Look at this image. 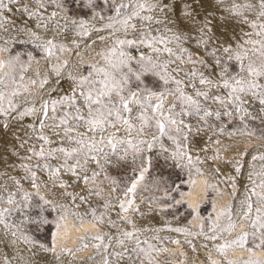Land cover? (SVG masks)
Segmentation results:
<instances>
[{
  "label": "snow or ice",
  "instance_id": "1",
  "mask_svg": "<svg viewBox=\"0 0 264 264\" xmlns=\"http://www.w3.org/2000/svg\"><path fill=\"white\" fill-rule=\"evenodd\" d=\"M0 40V264L88 249L90 264H154L156 242L181 243L162 231L193 252L188 237L222 240L209 264H264L227 256L264 249V151L246 161L225 144L264 148V0H0ZM17 42L31 50L12 54ZM156 165L206 196L230 189L207 231L140 224L182 204L200 216L163 176L142 195ZM53 225L50 246L34 239Z\"/></svg>",
  "mask_w": 264,
  "mask_h": 264
},
{
  "label": "rangeland",
  "instance_id": "2",
  "mask_svg": "<svg viewBox=\"0 0 264 264\" xmlns=\"http://www.w3.org/2000/svg\"><path fill=\"white\" fill-rule=\"evenodd\" d=\"M13 35H15V33H13ZM5 36H6V34H5ZM0 46H3V40H0ZM10 47L12 49V54H15L17 52L23 53V52L31 50V45H27V44H23V43H19V42L14 43V44H10ZM7 56H8L7 53H0V58H7ZM85 57H86V59L88 58L87 52H85ZM42 71H43V69H42ZM247 138L256 140L255 143L258 146L260 145L259 143H261L258 139H256V138L254 139V137L253 138H249V137L234 138L232 140H226L225 144L229 145V148H230L229 152L226 153V155L231 156L233 153L236 152V150H239V149H240L239 151H241V147L239 148L238 144L241 143L242 140L244 141ZM256 145H255V147H256ZM252 148H254V146L251 147L250 149H252ZM261 149H263V148H261ZM221 169H222V171L231 172V169L228 166L221 165ZM113 174L115 175L116 173L114 172ZM154 176H163L164 178L168 179L169 183H172L173 181H175V183L180 187V190H182V191L187 189L186 185H184V183L187 179L186 174L184 172H182L180 169H175V168H170V167H162V166L156 165L151 169L150 175L148 176V178L145 181V183H147L148 187H149V191H147V192L150 194H148L147 192H143L142 195L144 197H151V195L154 194L153 191L151 190L153 187V183H154L152 180V177H154ZM212 194H213V192H208L207 197L205 195L206 199L204 198V200H203L204 202L202 201V203H201L202 206L200 205V207H199V212H200V215L202 216V217H200L201 220L203 218V220H202L203 222L201 224H204V226H205L204 230H206V231L208 230V224H207L206 218L209 215H211V212H210V210H211V200L210 199L211 198L210 197ZM173 195L175 196L176 199H180V193H173ZM185 208H186L185 204L178 205L176 208H174L168 212L162 213V214L153 213L152 215H149L144 220H140L139 222L142 225L150 223L152 226H155V227H164L166 224H170L172 227L173 226L174 227L175 226L181 227L182 224L187 222L189 220V218L191 217V214H190L191 211L188 210L187 208L186 209ZM55 215H56L55 213H51L50 218H54ZM54 228H55L54 225L51 227L44 226L39 230H33L32 235H33L34 239H36L40 243H44V244H47L50 246L51 245L52 232H53ZM173 234H175V235H173ZM158 235H160L161 237H171L173 240H180L181 241V243L184 245V247L186 249V258H185V256H184V258H182V262H181L182 264H209V261L207 260V258L205 256V255H207L206 253H208V252H211L213 256L217 257V259L219 258L218 254L215 252L214 248L212 247V244L215 242L205 241V243L209 244V248L204 249L200 246L204 243V239H202V238H200V240L196 239L197 241H193V243H195L197 245V251H195L196 252L195 253L192 251V249L187 244L184 243L185 239L182 240L183 238H181L179 235L177 237V233H175V232L162 231V232L158 233ZM232 235L233 236H231V237L235 236L234 233ZM178 238H180V239H178ZM250 240H249L247 247L252 248L253 244ZM156 243L158 244V247H160L161 249H163V248L168 249V247H169L168 245H170V243L172 244L171 240H167V239L163 240L162 242H156ZM216 243H218V242H216ZM200 251L205 252V254L202 255ZM153 255L155 256L154 257L155 258L154 264L155 263L158 264V262H159V264H166V263L171 264V262H172L173 257L167 251H161V252L159 251L157 253H154ZM187 255H188V257H187ZM213 256H212V258H213ZM38 259H41L42 261H45V262H47L49 260L50 263L52 261L51 260L52 257L49 254H42V256L38 257ZM193 259H194V261H193ZM240 259H234V260H240ZM49 261H48V263H49Z\"/></svg>",
  "mask_w": 264,
  "mask_h": 264
},
{
  "label": "bare ground",
  "instance_id": "3",
  "mask_svg": "<svg viewBox=\"0 0 264 264\" xmlns=\"http://www.w3.org/2000/svg\"><path fill=\"white\" fill-rule=\"evenodd\" d=\"M6 37V36H5ZM3 56V55H2ZM255 139V138H254ZM256 140H253V139H246V140H242L241 143L238 144L239 148L241 147V151L243 152L245 149L248 150L249 152V155L245 157V160H249L250 157H251V154H253V148L250 149L251 147L255 146L256 143H255ZM255 143V144H254ZM260 144V143H259ZM237 145V144H236ZM258 145H256V148L259 150V151H264L263 149L259 148V146L257 147ZM240 150V149H239ZM239 150H236V151H239ZM240 151V152H241ZM197 184L195 186H192V187H189V185L187 183H184V185H186L187 189L182 191L183 193H185V196H184V200H186L188 203H191L193 205H201L202 201L204 200L205 198V190H204V186L202 183L199 182V178L197 177ZM183 183V182H182ZM243 183L244 181L243 180H238L237 181V186H238V191H237V200L240 198V196L242 195V192H243ZM223 184H221L220 188L221 190L223 191V195L222 196H217L214 192L213 194L211 195V215H214L213 213V209H212V202L215 201L217 206H221V205H224V204H227L229 202V195H228V192L230 191V189H227L224 185L222 186ZM147 192V191H146ZM148 193V192H147ZM150 194V193H148ZM208 194V193H207ZM158 195V194H157ZM152 196V195H151ZM207 197V196H206ZM180 199H181V196H180ZM206 199V198H205ZM206 201V200H205ZM204 202V201H203ZM202 206V205H201ZM185 207L191 211V209H189L187 207V205L185 204ZM185 208V209H186ZM191 217L189 218V220L187 222H185L184 224H182L181 227H186V228H189L191 229L192 231H198L199 230V226L201 225V223L203 222V218L201 220L200 217H202L201 215L199 216V218H194V214L192 213L191 211ZM71 223L72 221H69V227H71ZM85 227H89L91 228V225H85ZM174 227V226H173ZM177 227V226H175ZM179 227V226H178ZM94 230V229H93ZM206 231V230H205ZM240 231V228H237L233 233L234 235L236 236V234ZM55 232V228L53 230L52 233ZM170 232V231H169ZM232 233V234H233ZM171 234V233H170ZM72 236L74 235H77V233H71ZM169 235V234H168ZM175 235V234H173ZM178 235L183 238L182 240L185 239V237L183 236V234H178L177 233V237ZM233 236V235H232ZM234 236V237H235ZM234 237H228V239H232ZM174 238V237H173ZM202 237H188V239H192L193 241H197L196 239H199ZM180 239V238H178ZM203 239V238H202ZM52 240V238H51ZM251 241V240H250ZM203 242V241H202ZM209 242V241H207ZM211 242V241H210ZM218 243H222L223 241H216ZM215 242V243H216ZM205 243V241H204ZM198 244V243H197ZM67 247H73L74 244H73V240L70 238L68 239L67 241ZM168 249H167V252L172 255V262L171 264H182V258H186V249L184 247V245L182 243L180 244H174V243H170V245H168ZM186 246V245H185ZM201 246V245H200ZM200 248V247H199ZM197 251V250H196ZM205 251V250H204ZM161 252V251H160ZM201 252V251H200ZM206 252V251H205ZM205 252H201L202 255L205 254ZM181 253H183V255H181ZM196 253V252H195ZM253 253L254 254H250L248 253L247 251H244V250H241V249H229L227 251V256H228V259H260V260H264V249H257V248H253ZM163 254V253H162ZM161 254V255H162ZM189 254V253H188ZM207 254V253H206ZM92 255V250L91 249H88V250H84V251H81L79 253L76 254V257L73 258V257H70V256H63L61 257V261H62V264H90V262L87 261V257ZM164 255V254H163ZM162 255V256H163ZM168 255V254H167ZM192 255V254H191ZM198 255V254H197ZM200 255V254H199ZM166 256V255H165ZM164 256V257H165ZM206 256V255H205ZM213 256V255H212ZM155 257V256H154ZM159 257V256H158ZM188 257V255H187ZM196 257V256H195ZM198 257V256H197ZM194 258V257H193ZM213 259H217L216 256H213ZM219 259V258H218ZM46 260V259H45ZM51 263L49 261L48 264H57V262L52 258L51 259ZM186 260V259H185ZM200 260V259H199ZM47 261V262H48ZM184 261V260H183ZM194 261V259H193ZM198 261V260H197ZM184 263V262H183ZM156 264V263H155ZM159 264V262H158ZM167 264V263H166Z\"/></svg>",
  "mask_w": 264,
  "mask_h": 264
}]
</instances>
